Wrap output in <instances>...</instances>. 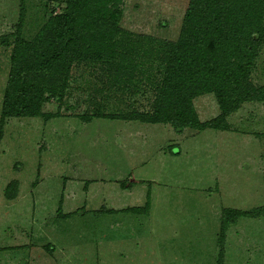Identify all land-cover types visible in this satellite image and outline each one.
Here are the masks:
<instances>
[{
	"label": "rangeland",
	"instance_id": "rangeland-1",
	"mask_svg": "<svg viewBox=\"0 0 264 264\" xmlns=\"http://www.w3.org/2000/svg\"><path fill=\"white\" fill-rule=\"evenodd\" d=\"M115 1L122 69L74 61L40 115L1 125L20 0H0V264H219L221 251L222 264H264V217H240L218 240L224 209L264 206V103L243 104L226 131L123 119L151 111L157 50L177 41L190 0ZM24 3L32 42L67 0ZM250 79L264 85V44ZM193 104L201 122L220 114L212 94Z\"/></svg>",
	"mask_w": 264,
	"mask_h": 264
},
{
	"label": "trees",
	"instance_id": "trees-1",
	"mask_svg": "<svg viewBox=\"0 0 264 264\" xmlns=\"http://www.w3.org/2000/svg\"><path fill=\"white\" fill-rule=\"evenodd\" d=\"M115 3L67 0L65 11L52 15L28 42L20 34L25 20V3L20 0L1 125L6 117L40 115L43 91L54 89L74 61H106L122 69L124 58L115 62V46L111 43L114 35L121 32L120 10ZM108 4H112L110 9ZM263 44L264 0H190L177 41L164 42L157 50L162 69L158 80L149 81L155 91L151 111L131 112L122 118L168 124L176 134L186 128L228 130L226 118L243 104L264 103V85L256 86L250 79ZM22 73L27 80L19 78ZM127 74V79H131L132 74ZM29 77L40 79L46 87L30 82L33 80L29 81ZM201 94H212L220 110L218 117L207 122L200 121L193 104ZM131 211L143 213L145 209ZM240 217H264V206L246 212L224 209L220 246L223 247L229 226ZM222 263L221 251L219 264Z\"/></svg>",
	"mask_w": 264,
	"mask_h": 264
}]
</instances>
